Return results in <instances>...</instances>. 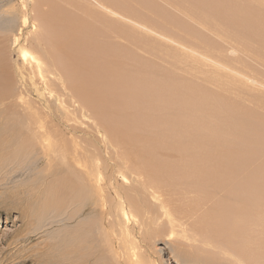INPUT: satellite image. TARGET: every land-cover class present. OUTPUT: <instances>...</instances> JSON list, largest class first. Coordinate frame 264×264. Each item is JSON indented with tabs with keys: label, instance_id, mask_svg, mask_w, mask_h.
Returning <instances> with one entry per match:
<instances>
[{
	"label": "bare ground",
	"instance_id": "bare-ground-1",
	"mask_svg": "<svg viewBox=\"0 0 264 264\" xmlns=\"http://www.w3.org/2000/svg\"><path fill=\"white\" fill-rule=\"evenodd\" d=\"M91 1L78 27L46 14L45 0H22V27L31 31L0 33V170L11 160L43 165L31 194L42 191L41 198L12 209L23 220L50 211L67 212L66 221L89 214L42 264H165L161 242L176 264H264V178H242L241 155L212 148L232 139L224 126L240 125L239 108L180 83L173 56L163 58L169 67L158 65L161 39H174L131 20L114 0ZM194 1L196 10L211 9L209 17L201 13L202 24L217 13L264 56V9L246 12L237 5L245 0ZM190 51L191 59L205 58ZM209 59L219 77L259 84L244 66L222 62L225 56ZM211 113L226 124L210 129ZM256 126L240 143L249 159L264 150Z\"/></svg>",
	"mask_w": 264,
	"mask_h": 264
},
{
	"label": "rangeland",
	"instance_id": "rangeland-1",
	"mask_svg": "<svg viewBox=\"0 0 264 264\" xmlns=\"http://www.w3.org/2000/svg\"><path fill=\"white\" fill-rule=\"evenodd\" d=\"M45 1L46 8L44 7V12L46 14L48 13L50 15H60L59 17L61 20L63 19L62 21H64V23L75 21V24L78 25V27H81L84 24L83 22L87 21L85 12L86 9H88V2H92L91 0H88V2L87 0ZM112 1L113 0H111V2ZM118 1L114 0L112 3L114 5L117 4V6L123 11L125 10L124 13H127L126 15L131 18V20L143 23L145 25L147 23L148 27H153L154 29L164 33V35L172 38V40H175L172 41L173 43H170L161 39V41H163L164 43L160 45V49L162 50L163 54V57H161L162 61H159L160 63L158 64L160 65V67H167L168 65L165 63V60L166 62H168V59L166 57L173 56L175 61L174 63L172 62L171 65L173 66V70L175 71L176 77L180 83L184 82L189 84V82H191L195 86L206 89L209 94H212H210L212 97H217L216 99L218 100V102L222 101L221 103L223 104H225L226 102V105L229 103L233 104V107H235V109L239 108V110L237 111L239 113L237 114L243 116H238V121L240 124L238 126H232L230 123L226 124L225 121H223L225 120L223 119V117H221V119L217 118L220 113H216L217 115L211 113L215 118H212L210 121V124H212L210 125V129H215V126H219V121L220 123L224 122L226 124L224 126V128L226 129L225 131H227L229 134L223 133L225 131H223L224 129H221L222 134H228L230 136L233 135L230 141H228L227 139L220 141V143L225 142L223 143L225 145H219V143H216L218 145L217 148L216 146H213L212 148L221 151L223 150L238 153V156L241 155L239 156L240 167H247L246 169L241 170L242 178L245 177L246 173L251 172L252 176L256 175V177H253L254 180H263L264 177H262V175H264V150H261L260 153L262 154H259L258 156H255L258 152L254 153V156H252L253 158L250 157L249 159L245 157L244 154L246 148L240 144L247 138V136L244 134L247 129H252L251 127L257 125L256 131H258V138H260L264 132V87H262V85H264V63L262 61H259V58L262 57V54L260 53V45L255 42V39H251V41L245 39L247 40V42L239 41L237 39V36L242 35V33H239L240 28L238 26L234 27L232 25H225L224 22L222 23L221 19L217 16V13H215L216 17L210 20V23L207 24V22H203L202 24V21L200 19L202 18L201 13L208 14V16L206 15V17H209V15L212 14L210 11L211 9L209 10V7L205 5L206 8L203 7V11L200 10L198 6V10L200 11L199 12L198 10H196L197 8L195 6L192 7V4H198L194 0ZM85 2H87L88 4ZM237 3V5H240V7L243 8V10L246 12L250 11L249 9L251 8V6L259 9H264V0H245L244 2ZM21 4L22 0H0V33L2 35L8 33V30L13 28L14 26L16 27L17 36H19L20 31L23 30L21 23L22 17L20 15ZM67 5L70 8L67 7ZM29 31H31V28H25L23 30V35L27 36V33ZM10 34L11 33H9L8 35ZM144 35L142 36L145 39L152 40V38H150L152 37L151 35H145L147 37L150 36L148 38ZM29 37H31V35H29ZM175 42H177V44ZM178 43L180 45H178ZM181 45L184 47L186 46V51L185 49L182 50L183 48H181ZM257 45L258 50L256 47ZM171 49L174 51H172ZM192 49L204 52L205 58L197 60L194 56V59H191V56L187 57L189 56L188 54ZM212 50L214 54L211 53ZM234 50H237V52L235 53ZM186 52L188 53L187 56L185 55ZM208 52L211 54H209ZM139 53L145 59L150 58L149 55L145 53ZM223 55L225 56V59H221L222 62H227L228 64L233 65L232 68L235 69L244 66V71H246L247 74L249 73V76L247 77L254 76L253 78L259 84L256 86H252V84H247L245 79L238 80L233 76L232 78L230 76L227 79L225 77H219L217 75L216 66H213L214 64H211L213 63L212 61H209L207 63V59L211 58L212 60H216L214 59L215 57L221 58L224 57ZM163 58H165V60ZM238 58L240 61L238 60ZM263 58L264 56L262 57V59ZM245 61L247 62L245 63ZM200 63L202 65H200ZM208 68H210L211 70L209 71ZM231 74L233 75V73ZM215 75H217V77ZM214 79L218 80L217 83H215L216 81H213ZM225 80L227 82H225ZM261 89L263 90L261 91ZM222 97H224L225 99ZM51 106H54L55 109H53L56 110V105L52 104ZM245 121L248 123L246 124ZM242 125L245 126L242 127ZM251 142L252 140L249 144H251ZM242 159L246 160L244 161ZM32 161L33 158H29L24 164L19 161H7L4 164L5 169L3 168L2 170H0V264H42V262H48L49 259H55L51 257L57 254L59 250L57 246L59 245V243H61V238L63 237L65 232L73 229L81 220H84L89 215L85 214L79 219L77 218L73 221H66L65 219H67L68 216L67 212L65 214H62L57 211H50L43 216H40V218H37L38 216H34L25 220H23L24 217L20 219L18 211H14V209H12L13 205L17 204L18 201L23 198L28 202L35 203L38 201V199L41 198L42 195V191L38 194V196L31 195L32 193H34L37 184L42 183L39 181L36 184L35 181H38L42 178L40 172L43 167V165H35V162H33L32 164ZM243 163L246 165H244ZM54 246L57 249H53ZM157 246L158 250L162 253V260L165 261V264H176L174 260L170 259L171 253L167 249V245L165 243H158ZM45 256L47 257V259H49L46 260Z\"/></svg>",
	"mask_w": 264,
	"mask_h": 264
}]
</instances>
